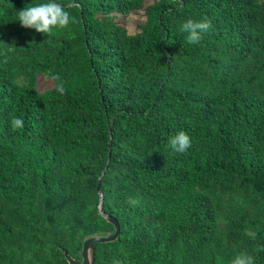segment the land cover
<instances>
[{
  "label": "trees",
  "instance_id": "16d2710c",
  "mask_svg": "<svg viewBox=\"0 0 264 264\" xmlns=\"http://www.w3.org/2000/svg\"><path fill=\"white\" fill-rule=\"evenodd\" d=\"M46 2L0 0V264H65L113 231L99 200L93 264H264V0H55L67 29L21 28Z\"/></svg>",
  "mask_w": 264,
  "mask_h": 264
},
{
  "label": "clouds",
  "instance_id": "9594fccd",
  "mask_svg": "<svg viewBox=\"0 0 264 264\" xmlns=\"http://www.w3.org/2000/svg\"><path fill=\"white\" fill-rule=\"evenodd\" d=\"M73 17L64 6L48 0L46 3H40L23 8L18 12V23L21 28L33 29L36 33L50 37L54 35L55 30H65L73 22ZM212 28V23L208 19L194 21L188 19L180 26L181 32L188 33L186 41L190 45L198 44L202 39V33L208 32ZM59 81V77H54ZM60 94H64L66 89L60 82L56 89ZM11 126L15 129H22L24 121L21 118H13ZM169 147L175 153H184L191 147V139L184 131L177 132L168 140ZM151 155V154H150ZM231 264H255L254 257L247 253L238 254Z\"/></svg>",
  "mask_w": 264,
  "mask_h": 264
},
{
  "label": "water",
  "instance_id": "95a60500",
  "mask_svg": "<svg viewBox=\"0 0 264 264\" xmlns=\"http://www.w3.org/2000/svg\"><path fill=\"white\" fill-rule=\"evenodd\" d=\"M107 165H105L106 168ZM104 168V170H105ZM104 170L101 172L97 183H96V191H98V183L99 179L102 176ZM101 194L99 193V196ZM97 212L108 224H110L113 228V231L109 233H95L93 235H90L86 238H84L81 242L80 246V252H79V260L74 261L70 258V256L67 254L65 250H62V255L65 259L66 264H93L94 259V245L97 243H108L115 240L118 236L119 228L118 224L111 216L108 214H105L101 210V202L99 200V203L97 205Z\"/></svg>",
  "mask_w": 264,
  "mask_h": 264
},
{
  "label": "rangeland",
  "instance_id": "374dc122",
  "mask_svg": "<svg viewBox=\"0 0 264 264\" xmlns=\"http://www.w3.org/2000/svg\"><path fill=\"white\" fill-rule=\"evenodd\" d=\"M115 20L119 21L128 34H132L137 31V26L143 22V17L139 13H133L129 16H117Z\"/></svg>",
  "mask_w": 264,
  "mask_h": 264
},
{
  "label": "flooded vegetation",
  "instance_id": "af4514ba",
  "mask_svg": "<svg viewBox=\"0 0 264 264\" xmlns=\"http://www.w3.org/2000/svg\"><path fill=\"white\" fill-rule=\"evenodd\" d=\"M80 246H81V244H80ZM79 252H80V247H79V249H78V251L76 252V253H73V254H71V255H69L70 256V258L72 259V260H74V261H77V260H79ZM63 256V255H62ZM64 258V257H63ZM93 261H94V259H93ZM64 262H65V259H64ZM65 264H66V262H65Z\"/></svg>",
  "mask_w": 264,
  "mask_h": 264
}]
</instances>
